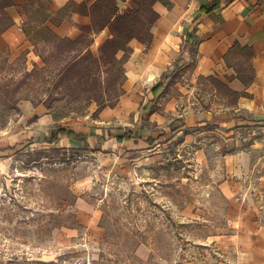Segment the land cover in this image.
<instances>
[{
    "label": "rangeland",
    "instance_id": "rangeland-1",
    "mask_svg": "<svg viewBox=\"0 0 264 264\" xmlns=\"http://www.w3.org/2000/svg\"><path fill=\"white\" fill-rule=\"evenodd\" d=\"M103 42L0 50V264H264V117L190 65L154 96Z\"/></svg>",
    "mask_w": 264,
    "mask_h": 264
},
{
    "label": "crops",
    "instance_id": "crops-1",
    "mask_svg": "<svg viewBox=\"0 0 264 264\" xmlns=\"http://www.w3.org/2000/svg\"><path fill=\"white\" fill-rule=\"evenodd\" d=\"M109 1L117 13L138 6L136 0H0V50L24 46L34 29L73 38L89 26L99 44L111 31L93 25L94 9ZM150 7L156 14L150 37L127 44L129 80L151 88L176 66L190 65L193 75L229 85L245 110L264 117V0H154Z\"/></svg>",
    "mask_w": 264,
    "mask_h": 264
},
{
    "label": "trees",
    "instance_id": "trees-1",
    "mask_svg": "<svg viewBox=\"0 0 264 264\" xmlns=\"http://www.w3.org/2000/svg\"><path fill=\"white\" fill-rule=\"evenodd\" d=\"M153 1L154 0H136L138 6L130 10L129 13H117L116 7H114L113 3L110 1L103 3L104 5L96 4L94 12L97 13L98 18H93V25H96L97 27L107 25L113 35L112 37L104 40L102 47L109 46L112 49L111 52L115 53L120 49L126 50L128 41L135 37L138 39L149 38V24L156 17L155 12L152 11L150 7ZM102 5L105 6V8L108 6V10H105L106 12L101 11ZM88 29L89 26L84 28L85 31H88ZM167 80V78H163L151 86V92L154 96L160 91L162 86L165 85ZM152 100L153 99L148 98L146 95L144 96L141 101V110L143 112H146V110L152 106ZM142 122L143 123L141 124L127 128L124 132H122V134H117V140L122 142V140H131L137 136H141L139 133L145 127L144 120H142ZM94 133L95 132L92 134ZM95 135H97L99 139L104 138V135L102 134L95 133ZM88 136L89 135L80 131L60 127L52 131L50 135H45L44 141L47 140L50 142H57L62 138H68L75 142H85ZM147 139L151 140V138Z\"/></svg>",
    "mask_w": 264,
    "mask_h": 264
},
{
    "label": "bare ground",
    "instance_id": "bare-ground-1",
    "mask_svg": "<svg viewBox=\"0 0 264 264\" xmlns=\"http://www.w3.org/2000/svg\"><path fill=\"white\" fill-rule=\"evenodd\" d=\"M149 80H150V82L152 81V79H153V77H152V74L151 75H149ZM152 77V78H151Z\"/></svg>",
    "mask_w": 264,
    "mask_h": 264
}]
</instances>
